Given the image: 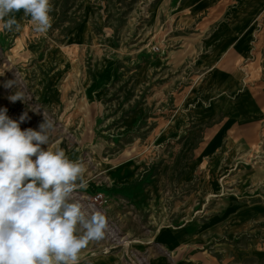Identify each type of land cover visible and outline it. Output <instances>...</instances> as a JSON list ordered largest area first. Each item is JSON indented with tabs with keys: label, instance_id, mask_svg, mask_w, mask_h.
<instances>
[{
	"label": "rangeland",
	"instance_id": "rangeland-1",
	"mask_svg": "<svg viewBox=\"0 0 264 264\" xmlns=\"http://www.w3.org/2000/svg\"><path fill=\"white\" fill-rule=\"evenodd\" d=\"M240 1L196 14L191 0H50L46 33L23 11L0 31V108L28 113L21 130L53 122L48 146L85 167L74 199L108 219L79 264H264V121L222 130L238 88L220 77L264 87V6L248 33L230 25ZM235 32L244 45L223 66L220 36Z\"/></svg>",
	"mask_w": 264,
	"mask_h": 264
},
{
	"label": "clouds",
	"instance_id": "clouds-1",
	"mask_svg": "<svg viewBox=\"0 0 264 264\" xmlns=\"http://www.w3.org/2000/svg\"><path fill=\"white\" fill-rule=\"evenodd\" d=\"M51 10L50 0H0V31H19L11 14L23 11L35 32L46 33ZM9 100L23 102V94ZM7 112L0 108V264H79L82 250L103 240L109 228L105 214L89 213L74 199L78 188L87 187L85 167L48 146L50 119L43 115L39 130H21L28 113L16 121Z\"/></svg>",
	"mask_w": 264,
	"mask_h": 264
},
{
	"label": "crops",
	"instance_id": "crops-1",
	"mask_svg": "<svg viewBox=\"0 0 264 264\" xmlns=\"http://www.w3.org/2000/svg\"><path fill=\"white\" fill-rule=\"evenodd\" d=\"M243 35V33L239 34L235 32L234 35L223 34L220 36L221 40L218 42L219 47L217 51L221 59L217 63H221L224 66L231 54L240 55V50H242V46L244 45ZM219 87L221 89L238 88L232 107L226 111L228 118L222 130L224 131L231 121V126L226 132L232 126L237 125L238 127L250 128L260 133L262 122L264 121V87H246L243 89L240 86L237 87L234 84L227 83V79H223L222 76L220 77Z\"/></svg>",
	"mask_w": 264,
	"mask_h": 264
},
{
	"label": "bare ground",
	"instance_id": "bare-ground-1",
	"mask_svg": "<svg viewBox=\"0 0 264 264\" xmlns=\"http://www.w3.org/2000/svg\"><path fill=\"white\" fill-rule=\"evenodd\" d=\"M207 1V0H205ZM204 2L201 0H191L193 11L198 14L204 8ZM264 6V0H241L237 3L234 7L231 6V26L232 25H239L240 28H248L250 31L253 32L254 25L256 24L254 16L258 9ZM216 69L214 66L210 67L207 71H204V81L206 80L209 82L214 75L216 74ZM210 83H206V86ZM215 162V161H214ZM213 171V170H212ZM214 179V178H213ZM211 179V181H213ZM231 209H228L230 211ZM156 257H151L150 262L151 264H169V262H165L164 259H157ZM182 264H194L191 260H187Z\"/></svg>",
	"mask_w": 264,
	"mask_h": 264
}]
</instances>
